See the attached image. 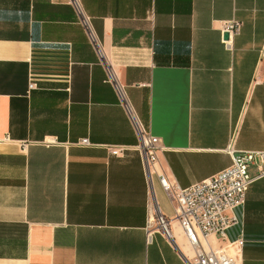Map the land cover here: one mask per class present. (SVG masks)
Segmentation results:
<instances>
[{
  "label": "crops",
  "instance_id": "1",
  "mask_svg": "<svg viewBox=\"0 0 264 264\" xmlns=\"http://www.w3.org/2000/svg\"><path fill=\"white\" fill-rule=\"evenodd\" d=\"M80 2L101 55L69 0H0V264H189L108 69L161 138L166 173L188 187L232 163L233 133L238 150H264V0ZM232 19L241 30L225 37ZM235 213L240 264H264V177Z\"/></svg>",
  "mask_w": 264,
  "mask_h": 264
},
{
  "label": "built area",
  "instance_id": "2",
  "mask_svg": "<svg viewBox=\"0 0 264 264\" xmlns=\"http://www.w3.org/2000/svg\"><path fill=\"white\" fill-rule=\"evenodd\" d=\"M81 16V22L87 30L90 40L96 45L98 52L103 54L102 46L80 0H69ZM242 22L238 19L225 21L222 27L224 35L234 36L241 30ZM228 48H232L231 39L224 40ZM108 80L124 106L134 128L140 136V144L135 146L144 156V165L148 175L154 172L175 204L174 219L181 226L185 237L193 250L192 255L186 254L189 264H240L239 254L244 246L243 236L235 240L228 239V230L238 223L235 210L246 202L248 190L255 180L264 177V150L242 151L235 146L236 134H232L227 148L232 163L220 172L198 181L188 187H182L173 181L161 165L160 153L166 148L160 137L152 134L151 130L139 119L125 89L111 68L108 69ZM36 83L31 82L30 88ZM53 141V140H52ZM82 145H91L88 138L81 140ZM110 153L123 156L129 149L127 145H110ZM256 163L258 172L250 174L251 164ZM153 217H150L148 227L151 228ZM158 229L165 236H172L171 220L159 213L156 217ZM153 231H148L151 240ZM216 236L224 244L214 247L211 238Z\"/></svg>",
  "mask_w": 264,
  "mask_h": 264
},
{
  "label": "water",
  "instance_id": "3",
  "mask_svg": "<svg viewBox=\"0 0 264 264\" xmlns=\"http://www.w3.org/2000/svg\"><path fill=\"white\" fill-rule=\"evenodd\" d=\"M225 37H228V33L225 34Z\"/></svg>",
  "mask_w": 264,
  "mask_h": 264
}]
</instances>
